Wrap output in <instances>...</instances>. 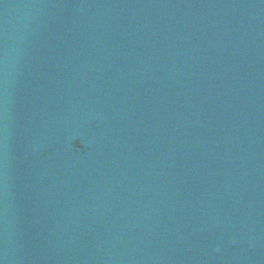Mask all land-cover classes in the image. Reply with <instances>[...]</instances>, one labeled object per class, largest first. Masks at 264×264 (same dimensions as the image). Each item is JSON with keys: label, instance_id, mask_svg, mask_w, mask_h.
<instances>
[{"label": "water", "instance_id": "95a60500", "mask_svg": "<svg viewBox=\"0 0 264 264\" xmlns=\"http://www.w3.org/2000/svg\"><path fill=\"white\" fill-rule=\"evenodd\" d=\"M0 264H264V0H0Z\"/></svg>", "mask_w": 264, "mask_h": 264}]
</instances>
